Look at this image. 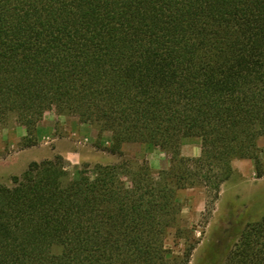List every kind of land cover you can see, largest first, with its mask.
Masks as SVG:
<instances>
[{"label":"trees","instance_id":"obj_1","mask_svg":"<svg viewBox=\"0 0 264 264\" xmlns=\"http://www.w3.org/2000/svg\"><path fill=\"white\" fill-rule=\"evenodd\" d=\"M110 133L104 150L153 145L145 160L97 163L68 178L58 159L0 181V264H188L164 245L178 189L218 196L231 161L264 175V0H0V126L45 111ZM198 137V157H182ZM224 264H264V214Z\"/></svg>","mask_w":264,"mask_h":264},{"label":"rangeland","instance_id":"obj_2","mask_svg":"<svg viewBox=\"0 0 264 264\" xmlns=\"http://www.w3.org/2000/svg\"><path fill=\"white\" fill-rule=\"evenodd\" d=\"M25 128L11 118L0 126V181L19 175L31 161L60 159L74 177L75 169L97 163L125 161L129 166L145 160L152 170L169 167L170 157L159 148L145 143H124L122 155L104 150L111 143L110 133H99L92 123H81L72 115L45 111L37 121L35 144L22 147ZM264 147V139L259 141ZM203 148L198 137L181 141L182 157H198ZM264 163V150L260 155ZM230 176L222 182L218 196H207L203 186L178 189L179 205L175 223L168 229L164 245L171 255L191 250L188 264H224L225 256L237 239L238 231L264 214V175L257 177L247 158L231 161Z\"/></svg>","mask_w":264,"mask_h":264}]
</instances>
